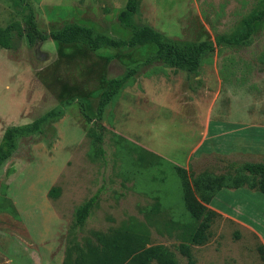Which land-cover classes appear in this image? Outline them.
I'll list each match as a JSON object with an SVG mask.
<instances>
[{
	"label": "rangeland",
	"instance_id": "obj_1",
	"mask_svg": "<svg viewBox=\"0 0 264 264\" xmlns=\"http://www.w3.org/2000/svg\"><path fill=\"white\" fill-rule=\"evenodd\" d=\"M126 1L0 0V27L21 22L26 3L46 33L75 23L125 40L130 32L117 15ZM255 1L137 0L133 20L168 39L213 42L230 33ZM154 50L147 44L90 52L49 39L0 49V138L7 127L50 110L62 112L40 134L19 139L0 166V264L15 263V242L37 253L52 243V252L72 260L68 248L74 242L121 227L141 235L145 247L166 249L175 264H187L181 244L194 264H264L258 251L264 248L263 194L220 190L206 206L216 216L205 243L189 245L196 224L184 208L176 170H184L192 188L195 176L223 174L230 163L264 162V26L246 45H222L204 55L196 75L154 60L146 64ZM129 69L135 74L97 118V99L107 82ZM198 104L212 105L211 121L221 122L225 134L184 161L188 140L174 121L179 114L187 120ZM97 124L99 146L93 136ZM52 187L55 198L47 195ZM92 196L89 216L74 228L75 208Z\"/></svg>",
	"mask_w": 264,
	"mask_h": 264
},
{
	"label": "trees",
	"instance_id": "obj_2",
	"mask_svg": "<svg viewBox=\"0 0 264 264\" xmlns=\"http://www.w3.org/2000/svg\"><path fill=\"white\" fill-rule=\"evenodd\" d=\"M20 5L23 0H12ZM137 9V0H127L123 10L117 15L118 24L130 32L125 39H111L107 36L94 34L89 28L75 23H66L52 28L47 33L38 28L34 13L26 3L22 8L21 22H11L0 27V49L12 50L15 42L24 40L30 46L45 42L47 39L63 46H78L90 52L105 49L135 48L143 45H153L154 53L146 59V64L152 60L163 67L173 68L186 74L196 75L201 58L213 52L217 47H237L249 43L251 37L264 26V0H256L251 9L237 22L228 34L216 36L212 41L172 40L153 31L148 26L134 23L133 16ZM134 69H129L121 79L107 82L97 99V118L103 108L118 93L126 79L134 75ZM61 110H50L30 123L7 127L0 138V166L13 154L17 141L35 134L51 121L61 116ZM86 120H89L86 117ZM94 138L99 146L102 143V127L94 126ZM99 153L103 150L98 148ZM181 177V198L190 219L195 222L193 232L188 234L189 245H202L207 239V230L216 213L206 206L222 189L248 190L264 194V162L230 163L225 173L220 175L200 174L192 179V188L188 183L184 170L176 168ZM47 195L57 196V188H50ZM95 205L92 196L78 205L73 212V227L78 228L85 222ZM130 227L107 230L105 233L93 232L92 239H83L81 244L70 246L74 257L70 260L64 257L62 264H175L170 254L161 246H144V238L134 233ZM73 230V229H72ZM258 251L264 261V248ZM179 252L186 257L187 264H194L188 246L179 245Z\"/></svg>",
	"mask_w": 264,
	"mask_h": 264
},
{
	"label": "crops",
	"instance_id": "obj_3",
	"mask_svg": "<svg viewBox=\"0 0 264 264\" xmlns=\"http://www.w3.org/2000/svg\"><path fill=\"white\" fill-rule=\"evenodd\" d=\"M191 109V117H189L190 115L186 117L187 120L179 114L174 121L175 129L183 131L185 138L188 140L184 144L187 148L184 161H187L189 156L198 153L201 149H207L203 146L207 141L217 143V139L225 134L221 122L211 121L212 105L198 104ZM16 244L20 252L15 255L14 264H62L63 262V256L61 257L59 251L52 252V250H55L52 243L44 245L45 251L43 253H37L35 250L30 249V246L20 242H15L14 247H16Z\"/></svg>",
	"mask_w": 264,
	"mask_h": 264
}]
</instances>
